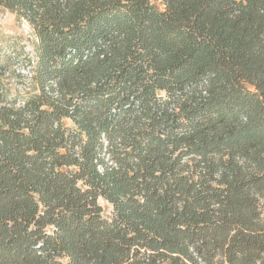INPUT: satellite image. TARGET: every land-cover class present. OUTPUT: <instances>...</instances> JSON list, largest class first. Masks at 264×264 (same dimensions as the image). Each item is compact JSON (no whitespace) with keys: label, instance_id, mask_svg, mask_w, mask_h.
<instances>
[{"label":"trees","instance_id":"1","mask_svg":"<svg viewBox=\"0 0 264 264\" xmlns=\"http://www.w3.org/2000/svg\"><path fill=\"white\" fill-rule=\"evenodd\" d=\"M0 9V264H264V0Z\"/></svg>","mask_w":264,"mask_h":264},{"label":"rangeland","instance_id":"2","mask_svg":"<svg viewBox=\"0 0 264 264\" xmlns=\"http://www.w3.org/2000/svg\"><path fill=\"white\" fill-rule=\"evenodd\" d=\"M35 47L36 39L31 26L9 11L0 9V60L11 59L13 67L22 72L26 69L23 65L26 66L27 59L34 58ZM100 203L106 213L111 211L105 201Z\"/></svg>","mask_w":264,"mask_h":264}]
</instances>
